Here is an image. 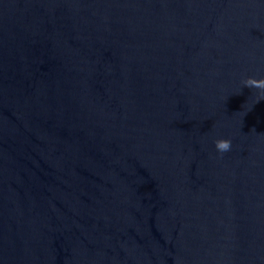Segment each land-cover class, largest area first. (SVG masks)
I'll use <instances>...</instances> for the list:
<instances>
[{
	"label": "water",
	"instance_id": "95a60500",
	"mask_svg": "<svg viewBox=\"0 0 264 264\" xmlns=\"http://www.w3.org/2000/svg\"><path fill=\"white\" fill-rule=\"evenodd\" d=\"M248 78L264 0H0V264H264Z\"/></svg>",
	"mask_w": 264,
	"mask_h": 264
},
{
	"label": "clouds",
	"instance_id": "9594fccd",
	"mask_svg": "<svg viewBox=\"0 0 264 264\" xmlns=\"http://www.w3.org/2000/svg\"><path fill=\"white\" fill-rule=\"evenodd\" d=\"M243 85L245 88H255L260 90L262 93H264V79L257 80L254 78H248L245 81H243ZM215 148L220 153L227 152L231 148V141L217 140L215 141Z\"/></svg>",
	"mask_w": 264,
	"mask_h": 264
}]
</instances>
